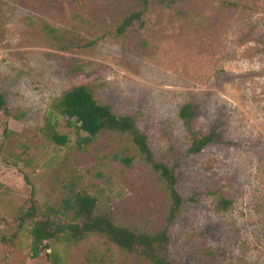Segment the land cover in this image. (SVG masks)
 <instances>
[{
    "label": "rangeland",
    "instance_id": "obj_1",
    "mask_svg": "<svg viewBox=\"0 0 264 264\" xmlns=\"http://www.w3.org/2000/svg\"><path fill=\"white\" fill-rule=\"evenodd\" d=\"M140 9L137 0H0V264H151L96 234L35 257L30 226L18 228L21 209L34 202L55 217L72 189L117 225L165 226V185L125 136L104 131L80 146L63 119L55 130L67 143L47 136L53 103L78 85L134 118L158 160L179 162L185 203L169 227L173 264H264V0L151 1L143 26L118 35ZM65 39L92 44L67 52ZM186 102L195 130L216 135L196 154L178 117ZM124 151L130 166L118 159ZM221 197L231 201L224 211Z\"/></svg>",
    "mask_w": 264,
    "mask_h": 264
},
{
    "label": "trees",
    "instance_id": "obj_2",
    "mask_svg": "<svg viewBox=\"0 0 264 264\" xmlns=\"http://www.w3.org/2000/svg\"><path fill=\"white\" fill-rule=\"evenodd\" d=\"M151 1L171 6L179 0H137L142 7L140 10L131 12L125 17L116 29L118 35L123 34L132 24L139 23L143 26L142 15ZM46 35L56 38L58 30L44 24L40 27ZM92 43L80 46L71 39L64 40L63 51H71L81 47L90 46ZM0 111L7 113L6 102L0 94ZM178 117L190 140L187 153L196 154L215 141V132H199L194 128L195 108L192 102L184 103L178 112ZM64 120L66 127L75 131L78 135L80 146L89 145L104 131L114 132L125 136L135 152L158 179L165 185L169 202L165 226L156 233L133 231L126 227L115 224L110 215L96 213V199L83 190H71L70 195L62 200V211L54 210L51 217L48 214L37 213L34 202L29 207L21 209L16 221L18 228L29 225L32 238L33 256H37L40 248L51 249L60 242H79L91 234L104 236L108 241L119 249L141 256L151 264H173L169 255L170 235L169 227L181 212L185 203L178 191V176L176 168L179 162L169 166L158 160L151 150L148 137L137 126L136 120L130 116L114 114L111 108L102 104L95 97L94 92L88 85H78L65 91L57 99L47 114V136L58 145H65L68 141L66 135H61L55 130L60 120ZM84 133L85 136H80ZM118 159L125 165L130 166L134 161L128 152L121 153ZM231 201L219 198L215 208L219 211L228 209ZM61 215L64 221L56 216ZM55 218V219H53ZM5 241V238H2Z\"/></svg>",
    "mask_w": 264,
    "mask_h": 264
}]
</instances>
